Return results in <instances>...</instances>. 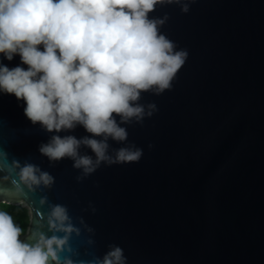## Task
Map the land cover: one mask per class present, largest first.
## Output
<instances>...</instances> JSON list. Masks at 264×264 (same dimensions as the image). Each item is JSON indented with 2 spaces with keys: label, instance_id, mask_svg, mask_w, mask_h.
<instances>
[{
  "label": "water",
  "instance_id": "water-1",
  "mask_svg": "<svg viewBox=\"0 0 264 264\" xmlns=\"http://www.w3.org/2000/svg\"><path fill=\"white\" fill-rule=\"evenodd\" d=\"M165 14L160 32L187 51L186 62L170 90L142 93L139 103L158 111L121 125L127 141H108L110 153L134 144L141 159L101 164L77 182L71 159L50 164L39 147L54 134H90L79 125L49 133L27 119L23 101L0 93V203L28 208L22 239L37 229L52 235L42 197L66 206L81 231L61 259L74 264L103 258L109 245L123 249L126 264H264V0H195L186 14L168 4L150 17ZM0 63L27 67L19 55ZM80 153L95 158L90 148ZM14 161L39 166L55 183L33 192L18 168L9 171Z\"/></svg>",
  "mask_w": 264,
  "mask_h": 264
},
{
  "label": "clouds",
  "instance_id": "clouds-1",
  "mask_svg": "<svg viewBox=\"0 0 264 264\" xmlns=\"http://www.w3.org/2000/svg\"><path fill=\"white\" fill-rule=\"evenodd\" d=\"M194 2L0 0V55L9 61L19 55L21 64L27 66L9 68L0 63V93L23 101L27 119L49 133L71 131L79 125L90 134L80 139L52 135L39 147L50 164L71 159L72 167L81 170L76 177L80 182L101 164L141 159L143 150L134 144L110 153L108 141H127V129L121 125L142 123L158 111L155 103H139L142 93L160 95L170 90L188 56L160 32L168 15L150 17V13L157 6L177 4L186 14ZM81 147L90 148L95 158L82 155ZM0 158H6L2 151ZM17 168L20 181L33 192L55 183L49 172L32 163L21 166L14 161L9 171ZM40 204L49 207L42 219L50 236L37 229L22 239L24 230L12 215L0 211V264H74L67 257L61 259V254L72 251L69 240L72 234L80 235V228L73 225L66 206L49 204L46 196ZM80 224L94 232L83 218ZM87 264H126V257L121 247L109 245L103 258Z\"/></svg>",
  "mask_w": 264,
  "mask_h": 264
},
{
  "label": "rangeland",
  "instance_id": "rangeland-1",
  "mask_svg": "<svg viewBox=\"0 0 264 264\" xmlns=\"http://www.w3.org/2000/svg\"><path fill=\"white\" fill-rule=\"evenodd\" d=\"M3 204L5 205L0 206V211L8 212L10 215H12L14 220L16 218H19L26 221V229H27L30 220V213L28 208L23 203H17V204L3 203Z\"/></svg>",
  "mask_w": 264,
  "mask_h": 264
},
{
  "label": "trees",
  "instance_id": "trees-1",
  "mask_svg": "<svg viewBox=\"0 0 264 264\" xmlns=\"http://www.w3.org/2000/svg\"><path fill=\"white\" fill-rule=\"evenodd\" d=\"M1 205H5V204L0 203V206ZM14 221L24 230V234H25L26 231H27V229H26V221H24L22 219H19V218H16Z\"/></svg>",
  "mask_w": 264,
  "mask_h": 264
}]
</instances>
